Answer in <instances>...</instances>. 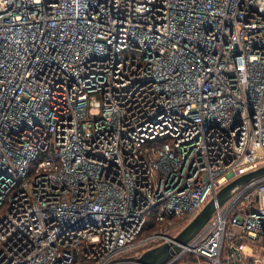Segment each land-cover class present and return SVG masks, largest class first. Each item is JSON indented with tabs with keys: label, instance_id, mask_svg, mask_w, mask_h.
<instances>
[{
	"label": "built area",
	"instance_id": "1",
	"mask_svg": "<svg viewBox=\"0 0 264 264\" xmlns=\"http://www.w3.org/2000/svg\"><path fill=\"white\" fill-rule=\"evenodd\" d=\"M262 167L264 0H0V264H138ZM178 245L264 264V175Z\"/></svg>",
	"mask_w": 264,
	"mask_h": 264
},
{
	"label": "water",
	"instance_id": "2",
	"mask_svg": "<svg viewBox=\"0 0 264 264\" xmlns=\"http://www.w3.org/2000/svg\"><path fill=\"white\" fill-rule=\"evenodd\" d=\"M264 175V167L245 174L225 187H223L212 198L204 209L175 237V243H164L152 249L145 251L138 259V264H164L171 256L180 251V245L187 244L210 220L216 210L217 205L224 204L232 194L242 186L246 185L252 179L259 178Z\"/></svg>",
	"mask_w": 264,
	"mask_h": 264
},
{
	"label": "rangeland",
	"instance_id": "3",
	"mask_svg": "<svg viewBox=\"0 0 264 264\" xmlns=\"http://www.w3.org/2000/svg\"><path fill=\"white\" fill-rule=\"evenodd\" d=\"M149 232H150V230L147 229L143 234L145 235V234H147Z\"/></svg>",
	"mask_w": 264,
	"mask_h": 264
}]
</instances>
